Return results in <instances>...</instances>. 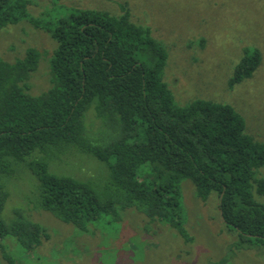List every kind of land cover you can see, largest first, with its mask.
Listing matches in <instances>:
<instances>
[{
  "label": "trees",
  "instance_id": "obj_1",
  "mask_svg": "<svg viewBox=\"0 0 264 264\" xmlns=\"http://www.w3.org/2000/svg\"><path fill=\"white\" fill-rule=\"evenodd\" d=\"M29 3L0 0V29L26 19L49 32L56 46L49 87L39 95L28 93L26 82L43 51L27 47L13 62L0 57V173L10 168L11 158L73 144L106 163L108 190L52 173L43 159L28 163L39 181L40 207L65 223L83 229L102 214L131 208L149 227L167 225L188 243L180 188L188 179L201 199L216 195L222 221L241 240L264 244V204L254 197L264 195V177L256 174L264 167V143L245 132L240 113L209 99L176 104L163 78V43L148 25L133 20L125 4L118 15L71 7L66 16L45 22L28 13ZM260 59L258 49L246 48L228 86L251 77ZM97 130L115 136L105 140ZM145 166L149 174L139 173ZM145 173L151 181L143 179ZM7 197L0 185V239L11 235L29 251L48 240L45 229L19 210L12 222L2 219ZM0 249L14 264L1 244Z\"/></svg>",
  "mask_w": 264,
  "mask_h": 264
},
{
  "label": "rangeland",
  "instance_id": "obj_2",
  "mask_svg": "<svg viewBox=\"0 0 264 264\" xmlns=\"http://www.w3.org/2000/svg\"><path fill=\"white\" fill-rule=\"evenodd\" d=\"M27 1L28 13L45 22L66 16L71 7L118 15L125 4L133 20L148 25L163 43L168 56L163 78L176 104L194 99L228 103L243 117L245 132L264 143V0ZM55 46L49 32L34 28L26 19L0 29V57L6 61L21 58L27 47L43 51L26 82L32 95L49 87V57ZM246 48L259 50L260 63L251 77L230 87L228 80ZM88 116L89 123L92 112ZM96 133L105 134V140L115 136L112 130ZM35 159H43L52 173L91 180L94 187L108 190L106 163L73 144L59 142L35 149L23 159L11 158L10 168L0 173V185L8 193L2 219L12 222L19 210L49 236L31 251L11 235L1 238L14 264H264V244L241 240L222 221L216 195L201 199L188 179L180 181L184 226L192 236L188 243L167 225L149 227L147 219L131 208L102 214L85 222L83 229L65 223L40 207L39 181L28 167ZM143 169L148 168L139 173ZM147 173L143 179L149 182ZM256 174L264 177V167ZM254 197L264 204V195ZM0 264H8L1 249Z\"/></svg>",
  "mask_w": 264,
  "mask_h": 264
}]
</instances>
